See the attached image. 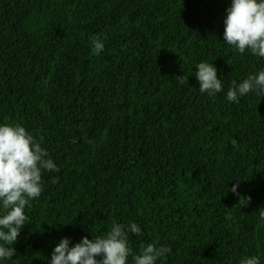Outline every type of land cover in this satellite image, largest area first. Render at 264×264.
<instances>
[{
    "label": "trees",
    "instance_id": "obj_1",
    "mask_svg": "<svg viewBox=\"0 0 264 264\" xmlns=\"http://www.w3.org/2000/svg\"><path fill=\"white\" fill-rule=\"evenodd\" d=\"M229 6L0 0V123L24 125L60 169L43 173L5 264H48L62 238L132 221L135 254L170 247L157 264H264V98H225L264 59L223 43ZM202 61L223 75L215 96L199 91Z\"/></svg>",
    "mask_w": 264,
    "mask_h": 264
},
{
    "label": "clouds",
    "instance_id": "obj_2",
    "mask_svg": "<svg viewBox=\"0 0 264 264\" xmlns=\"http://www.w3.org/2000/svg\"><path fill=\"white\" fill-rule=\"evenodd\" d=\"M226 13L223 43L236 53L248 52L264 59V0H230ZM89 40L97 53L103 51L105 39L99 34H92ZM196 69L200 92L215 96L223 90V75L218 77L213 62H199ZM178 79L183 83L186 78ZM249 93L264 98V67L239 83L233 80L225 98L239 103ZM42 143L20 123H0V264L16 254L13 245L29 219L26 206L30 207L31 201L41 195L43 173L60 170ZM51 182L56 183L57 178L52 177ZM238 188L239 184H233L229 191L238 196ZM260 215L264 219V211ZM129 233L140 236L142 228L134 221L114 223L109 231L92 239L81 237L72 246L69 238H62L53 248L48 264H129L130 257L135 264H157L171 252L169 246L149 243L142 244L135 254ZM239 264H260V257L245 256Z\"/></svg>",
    "mask_w": 264,
    "mask_h": 264
}]
</instances>
